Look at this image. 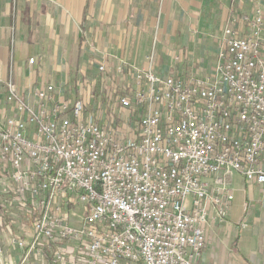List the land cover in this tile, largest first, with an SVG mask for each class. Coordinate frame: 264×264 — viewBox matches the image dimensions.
Segmentation results:
<instances>
[{"label":"built area","instance_id":"2783aa9c","mask_svg":"<svg viewBox=\"0 0 264 264\" xmlns=\"http://www.w3.org/2000/svg\"><path fill=\"white\" fill-rule=\"evenodd\" d=\"M154 53L145 66L112 61L120 93L108 117L92 112L79 81L72 97L51 82L24 96L10 63L0 258L8 248L19 253L11 264H197L211 223L246 228L229 214L235 176L264 186L263 9L230 13L201 76L162 77ZM7 210L26 213L31 229L16 234Z\"/></svg>","mask_w":264,"mask_h":264},{"label":"crops","instance_id":"0c3cea01","mask_svg":"<svg viewBox=\"0 0 264 264\" xmlns=\"http://www.w3.org/2000/svg\"><path fill=\"white\" fill-rule=\"evenodd\" d=\"M212 1L217 5L220 0H0V90L11 62L20 91L27 96L39 83H53L54 75L63 80L69 65L90 67L102 55L145 66L152 49L157 50L156 65L168 61V73L183 76L171 63L168 50L175 41L186 42L184 35L196 28L204 5ZM233 182L235 193L243 195L232 205L230 221L233 225L243 222L246 228L228 232L211 223L197 264L229 260L230 264H264V186L256 191L255 184L237 176ZM244 201L248 203L245 212L241 211ZM5 250L8 254L0 258V264H11L19 257L18 251Z\"/></svg>","mask_w":264,"mask_h":264},{"label":"rangeland","instance_id":"374dc122","mask_svg":"<svg viewBox=\"0 0 264 264\" xmlns=\"http://www.w3.org/2000/svg\"><path fill=\"white\" fill-rule=\"evenodd\" d=\"M250 2L251 8L249 9L246 8V2L244 0H220L219 3L217 2V5L214 1L207 2L206 5H204V10L202 12L204 15L200 18V20H197L199 23L195 25L196 28H192L191 31L186 33L187 35H184L186 36V42L184 44H181V42L175 41L174 48L168 50L169 56L171 57V63H174L172 60L173 57L175 55H179L181 61L175 63V67H178V69L182 70L185 75L190 72L195 76H201L205 73H208L213 66V63L217 56V52L220 48L222 30L227 25L228 10H231L234 15H239L241 12L249 13L255 7H261L264 11V0H251ZM181 36V34L176 35L177 39L179 40ZM155 52L157 53V50ZM111 58V60H107L104 56L101 55V58L95 57L92 60L91 66L97 74L95 78H86V71L89 70L91 66L82 67L79 65H69L65 67L66 76H64L63 80H59V75H54L52 77V81L54 85H57L60 88L62 94L67 97H72L76 93V83L78 81L82 82L84 85L82 90L86 91V93L84 92L85 98L89 102V107L92 112H98V115H101L102 117H108L110 114L117 112H113L111 108L113 103L116 101L118 94L120 93V91L116 89L118 83L117 75L113 70H111L112 61H115L118 58ZM182 58L184 59L183 61L186 62V64H182ZM104 63H106L108 70L104 75H102L98 73V67L99 65H102ZM187 64H189V67H186ZM168 65V61H164L160 65H156L155 73L162 77L169 74H174V72L168 73ZM187 68L189 69L187 70ZM163 70L165 72H163ZM43 84L44 82L39 83L38 85ZM2 100L3 96L2 94H0V109H4V105L1 103ZM235 186L236 184H234L233 182V204L238 202L239 198L241 199L243 195L242 193H235ZM258 187L259 186L255 185L254 190L257 191L259 189ZM244 204H246L247 207L248 203H246V201L242 203L241 211H243ZM7 211V215H4L5 221H9L10 219L11 221L18 223L20 226L17 230H15L16 234H20L19 232L21 231V228L26 231H29L31 229V223L28 218L29 216L27 217L26 213H23L20 210ZM3 228L4 226L2 227V229L0 228V245L2 247L6 244V241L2 240ZM223 245L225 246V253H228V255H230L231 249L228 244L224 243ZM220 251H222V249ZM46 262L47 258L44 257L43 263L47 264ZM39 263H41V260L36 258L32 260L30 259L28 262V264ZM227 264H230V260Z\"/></svg>","mask_w":264,"mask_h":264},{"label":"trees","instance_id":"16d2710c","mask_svg":"<svg viewBox=\"0 0 264 264\" xmlns=\"http://www.w3.org/2000/svg\"><path fill=\"white\" fill-rule=\"evenodd\" d=\"M246 2V8L249 9L251 8V2L250 0H244ZM248 13V12H247ZM92 68V69H91ZM96 73L93 69V67L91 66L90 69L86 72V78L87 79H92V78H95L96 77Z\"/></svg>","mask_w":264,"mask_h":264}]
</instances>
